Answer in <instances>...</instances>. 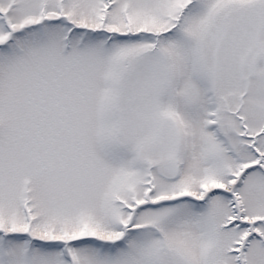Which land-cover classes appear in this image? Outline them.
Here are the masks:
<instances>
[{"label":"snow or ice","instance_id":"6c2138e0","mask_svg":"<svg viewBox=\"0 0 264 264\" xmlns=\"http://www.w3.org/2000/svg\"><path fill=\"white\" fill-rule=\"evenodd\" d=\"M0 264H264V0H0Z\"/></svg>","mask_w":264,"mask_h":264}]
</instances>
